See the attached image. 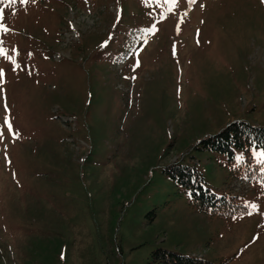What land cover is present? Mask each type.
I'll return each instance as SVG.
<instances>
[{"label": "rangeland", "instance_id": "obj_1", "mask_svg": "<svg viewBox=\"0 0 264 264\" xmlns=\"http://www.w3.org/2000/svg\"><path fill=\"white\" fill-rule=\"evenodd\" d=\"M0 25V264H264V181L200 148L264 126L262 0H0ZM172 163L245 210L199 211Z\"/></svg>", "mask_w": 264, "mask_h": 264}, {"label": "trees", "instance_id": "obj_2", "mask_svg": "<svg viewBox=\"0 0 264 264\" xmlns=\"http://www.w3.org/2000/svg\"><path fill=\"white\" fill-rule=\"evenodd\" d=\"M264 149V126L254 125L245 120H235L228 123L218 133L207 136L201 140V149L216 150L234 156V149L244 152V159L239 168L248 174H255L264 181V169L259 172L260 162H254L250 148ZM166 172L178 183L190 188L191 203L199 211L222 216H230L235 212H242L245 206L238 197L224 193L218 195L203 185V177L194 166L172 163L164 168ZM155 256L165 264H210L204 258L183 255L164 249H158Z\"/></svg>", "mask_w": 264, "mask_h": 264}, {"label": "snow or ice", "instance_id": "obj_3", "mask_svg": "<svg viewBox=\"0 0 264 264\" xmlns=\"http://www.w3.org/2000/svg\"><path fill=\"white\" fill-rule=\"evenodd\" d=\"M21 2H26V0H21ZM262 3H264V0H262ZM2 27H3V26L0 25V28H2ZM2 54H3V52H2V50H0V55H2ZM2 77H3V71L0 70V78H2ZM5 124L8 125L9 130L11 131V125H10V123L8 122L7 119L5 120ZM0 135H2V133H0ZM251 207H252L253 209H255V208H257V205L253 204V205H251Z\"/></svg>", "mask_w": 264, "mask_h": 264}]
</instances>
